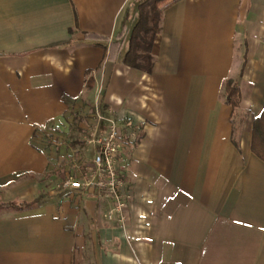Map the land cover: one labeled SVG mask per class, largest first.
<instances>
[{"label":"crops","instance_id":"1","mask_svg":"<svg viewBox=\"0 0 264 264\" xmlns=\"http://www.w3.org/2000/svg\"><path fill=\"white\" fill-rule=\"evenodd\" d=\"M137 4L0 0V264H264V0L169 6L148 72L109 57ZM89 106L120 122L124 226L97 190L64 185L92 165L93 121L75 118Z\"/></svg>","mask_w":264,"mask_h":264},{"label":"trees","instance_id":"2","mask_svg":"<svg viewBox=\"0 0 264 264\" xmlns=\"http://www.w3.org/2000/svg\"><path fill=\"white\" fill-rule=\"evenodd\" d=\"M180 0H138L137 9L139 17L131 30L129 47L123 52L124 43L127 40L129 31L124 27L110 43L109 57L130 68L151 71L154 58L151 54L152 46L156 36L160 32V24L164 11ZM87 38L103 39L101 37L87 34ZM225 96L227 104L238 109L241 102V90L238 84L229 79L225 83ZM101 113L104 108L101 107ZM104 114V113H103ZM252 151L264 161V111L253 124L252 130ZM40 200L32 203H10L5 205L15 209H25L36 205ZM4 205H0V209Z\"/></svg>","mask_w":264,"mask_h":264},{"label":"built area","instance_id":"3","mask_svg":"<svg viewBox=\"0 0 264 264\" xmlns=\"http://www.w3.org/2000/svg\"><path fill=\"white\" fill-rule=\"evenodd\" d=\"M92 123L93 127L86 139L87 146L93 149L91 168L83 180L70 177L64 185L76 191L85 188L97 190L110 203L106 220L124 226L132 195L125 190V182L118 170V159L124 149L120 122L113 116L104 115L97 108Z\"/></svg>","mask_w":264,"mask_h":264},{"label":"rangeland","instance_id":"4","mask_svg":"<svg viewBox=\"0 0 264 264\" xmlns=\"http://www.w3.org/2000/svg\"><path fill=\"white\" fill-rule=\"evenodd\" d=\"M237 84L238 82L236 80H234ZM239 86V84H238ZM93 106H89L88 109L81 111L80 113H78L76 115V121L78 123H84V125H88V123H90V120L93 121V114L94 111H92ZM76 124V123H75ZM75 126V125H74ZM69 128V127H66ZM74 132L75 135H78V137H80V139H84V136L86 135V133L82 132V131H78L75 127H74ZM81 149H83L82 151L86 152L87 147H81ZM92 254L87 253L84 257H83V261L81 264H93V258H92Z\"/></svg>","mask_w":264,"mask_h":264}]
</instances>
